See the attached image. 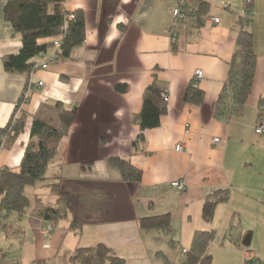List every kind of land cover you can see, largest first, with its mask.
I'll use <instances>...</instances> for the list:
<instances>
[{
    "label": "crops",
    "instance_id": "0c3cea01",
    "mask_svg": "<svg viewBox=\"0 0 264 264\" xmlns=\"http://www.w3.org/2000/svg\"><path fill=\"white\" fill-rule=\"evenodd\" d=\"M11 1L0 0V128L12 115L23 113L26 122L7 147L5 136L0 137V168L19 165L32 117L43 103L59 101L76 110L47 167V176L59 175L61 189L75 195L74 213L50 233H45L46 221L25 214V236L29 232L34 249L21 254L24 263L70 264L68 256L75 248L104 242L125 264H138L156 254L162 235L138 227V219L147 215L171 214L172 247L180 246L182 254L197 230H215L216 237L236 220L264 222V133L255 132L264 123V0H251L245 16L242 0H205L208 13L201 24L193 17L175 23L171 11L182 0H66L68 11L83 12L85 40L68 57L32 75L6 72L2 65V57L21 46L20 34L3 17V7ZM241 28L253 35L251 92L239 117L216 119L212 109ZM54 50L34 60H47ZM197 69L203 76L195 81ZM153 78L168 93L166 111L134 147L140 132L135 118ZM38 81L43 84L37 86ZM191 81L205 94L201 105L183 101ZM119 83L126 85L125 92L115 89ZM178 143L181 151L175 150ZM110 157H122L141 169V180H123L108 163ZM174 180L182 181L185 189L173 188ZM218 188L229 189V199L218 204L212 221L206 222L203 199ZM46 190L49 194L42 198ZM26 193L43 201L55 199L39 185ZM72 219L82 224L80 231L69 230ZM247 233L237 239L238 245L247 235L248 246L253 244ZM255 254L245 250L244 263Z\"/></svg>",
    "mask_w": 264,
    "mask_h": 264
},
{
    "label": "trees",
    "instance_id": "16d2710c",
    "mask_svg": "<svg viewBox=\"0 0 264 264\" xmlns=\"http://www.w3.org/2000/svg\"><path fill=\"white\" fill-rule=\"evenodd\" d=\"M66 0H13L3 7V17L10 23L13 32L20 34L21 46L17 53L2 57V65L6 72L30 74L40 68L34 60L36 56L43 57L50 47H54V55L60 61L69 56L71 49L81 45L85 40V20L82 10L68 11L64 4ZM189 17L201 24L208 13V3L205 0H194L193 4L178 5ZM249 4L247 5V7ZM69 12L72 18H67ZM175 23L182 20L174 19ZM59 36V43L54 38ZM51 56V57H52ZM49 57L47 61L49 62ZM255 58L253 50V35L249 30L241 28L236 36V47L229 63L227 78L214 103L212 114L216 119L228 121L239 117L244 109L251 92L255 74ZM46 61V60H44ZM195 80V79H194ZM196 81V80H195ZM118 92H125L126 85H115ZM161 88L156 79L146 86L142 94V105L136 120L139 134L133 142L144 140L143 131L157 127L161 115L166 111V103ZM204 92L195 82L186 85L183 101L191 105H201ZM23 100V98H22ZM21 101V99L19 100ZM261 111L262 107L260 106ZM46 113L52 117L54 123L45 119ZM8 120L0 128V137L5 136L4 147H7L24 129L26 116L21 115ZM75 109H68L61 102H45L33 115L29 133V142L24 148L20 163L15 167L0 168V230L7 239H14L23 244L25 227L23 216L29 214L40 218L54 229L62 224L67 217L74 213L75 195L63 191L60 187V176H47V167L56 156L61 139L67 134L74 123ZM1 139V138H0ZM108 163L116 167L123 180L139 182L142 170L122 157H110ZM89 164V163H88ZM47 187L55 196L53 201H43L39 196L29 197L26 189L29 187ZM230 191L218 188L206 194L202 202V218L211 222L218 204L228 201ZM138 227L143 231H155L160 234H171L173 231L171 214L169 212L142 216L138 219ZM69 230L78 232L82 224L77 220H70ZM229 231L233 225H229ZM215 230H197L193 233L188 249H184L182 264H211L212 256L208 251L209 245L215 238ZM225 237H230L227 231ZM231 240L233 238L231 237ZM169 244L173 246L170 239ZM165 264H173L160 253ZM70 264H125V259L115 253L113 248L104 242L83 247L79 246L68 256ZM0 264H45L41 260L24 263L20 259H7L5 254L0 257ZM245 264H264L257 257L245 260Z\"/></svg>",
    "mask_w": 264,
    "mask_h": 264
},
{
    "label": "rangeland",
    "instance_id": "374dc122",
    "mask_svg": "<svg viewBox=\"0 0 264 264\" xmlns=\"http://www.w3.org/2000/svg\"><path fill=\"white\" fill-rule=\"evenodd\" d=\"M49 49L50 51H52L54 47H50ZM44 117L47 121L54 123L52 117L49 116V114L45 115ZM45 194H49V191H43L42 198H46ZM232 225L233 228L231 229V231H229L230 228L227 227V229L224 230L223 233H219L215 237V241H213V243L209 245L208 251L212 256L211 264H245L243 256L245 250L254 251L256 253L255 256L264 262V222L255 223L254 219H246L242 221V223H239L236 220V222L232 223ZM227 231L230 233V237H225V233ZM247 232H251V237L253 236L254 240L252 242L253 244L247 247L242 246L241 244L238 245L237 239L245 236ZM231 237L233 238V240H231ZM170 239V234H162L158 242L159 249H157V251L165 255L173 264H182L183 254L181 251V247H172L169 244ZM31 243H34V240L31 239L29 232H27L25 236L23 244H25L26 246H24L25 248H23L22 246L20 247V245L22 244H19L17 240L13 239L11 241H7V238H5L4 236V232L0 230V249L3 250L7 259H20L24 261L26 257L24 256V259H21V254L27 255L25 251L34 249L31 247ZM138 264H165V262L161 256L155 254L149 259L145 257V259H142V262Z\"/></svg>",
    "mask_w": 264,
    "mask_h": 264
},
{
    "label": "built area",
    "instance_id": "2783aa9c",
    "mask_svg": "<svg viewBox=\"0 0 264 264\" xmlns=\"http://www.w3.org/2000/svg\"><path fill=\"white\" fill-rule=\"evenodd\" d=\"M242 1H243V10H242V13H243V16H245V15H246V10H245L244 8H245L248 4L251 3V0H242ZM180 3H181V4H191V1H188V0H182ZM171 14H172V16H173V19H179V20H182V21H187V16H186L185 12H184L179 6L174 7V8L172 9V11H171ZM72 17H73V13H72V12H69V13L67 14V18H72ZM210 20H211L212 22H214V23H218V22H219V19H218V18H211ZM59 39H60L59 36L55 37V38H54V43H55V44H58V43H59ZM58 62H60V58L57 57L56 55H54V56H52V57L49 59V62H48L47 60H46V61H43L42 63L39 64V66H40L41 69H45V68L48 67V64H49V63H58ZM32 74H33V71L30 72L29 75H32ZM202 76H203V73H202L201 70H199V69L195 70V72H194V79H195V80H199V79H201ZM42 84H43L42 81H38V82H37V86H41ZM24 97L26 98L27 95H25ZM162 98H163V101L168 102V100H169V96H168L167 91H165V92L163 93ZM255 132H256V133H264V123H259V124L256 126V128H255ZM214 141H218V138H215ZM182 149H183V145H182V144H180V143L176 144V146H175V150H177V151H181ZM170 185H171L173 188L177 189L178 191H182V190L185 189V185H184V183H183L182 181H180V180H174V181H172V182L170 183ZM51 230H52L51 227H50L49 225H47V228H46V230H45V233H50ZM0 257H1V254H0Z\"/></svg>",
    "mask_w": 264,
    "mask_h": 264
},
{
    "label": "water",
    "instance_id": "95a60500",
    "mask_svg": "<svg viewBox=\"0 0 264 264\" xmlns=\"http://www.w3.org/2000/svg\"><path fill=\"white\" fill-rule=\"evenodd\" d=\"M250 243V235H247L243 240H242V245L243 246H248Z\"/></svg>",
    "mask_w": 264,
    "mask_h": 264
}]
</instances>
